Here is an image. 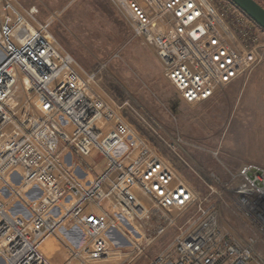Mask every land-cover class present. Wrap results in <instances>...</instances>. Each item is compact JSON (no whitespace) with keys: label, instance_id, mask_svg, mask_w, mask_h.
Instances as JSON below:
<instances>
[{"label":"built area","instance_id":"obj_1","mask_svg":"<svg viewBox=\"0 0 264 264\" xmlns=\"http://www.w3.org/2000/svg\"><path fill=\"white\" fill-rule=\"evenodd\" d=\"M112 2L188 105L246 81L264 60V30L230 0ZM50 28L37 6L0 0V264H54L41 248L63 230L82 239L65 242L62 264H135L170 230L150 264H264L257 235L221 228L219 178L203 181L207 195L192 186ZM231 180L235 205L264 237V168L245 164Z\"/></svg>","mask_w":264,"mask_h":264},{"label":"rangeland","instance_id":"obj_2","mask_svg":"<svg viewBox=\"0 0 264 264\" xmlns=\"http://www.w3.org/2000/svg\"><path fill=\"white\" fill-rule=\"evenodd\" d=\"M256 1L264 7V0ZM19 2L39 8L41 20L51 22L54 37L86 71H100L97 83L105 98L128 104L126 118L192 186L207 195L203 181L214 185L210 175L219 178L211 199L220 212L221 228L234 237L257 235L264 258L263 235L227 190L231 174L243 165L264 168V60L246 81L235 82L206 102L188 105L163 77L154 51L134 35L127 16L112 0ZM259 41L264 43L263 37ZM177 137L182 143L173 151L166 143ZM93 158L102 162L101 156ZM61 232L69 242L82 239L77 232ZM174 233L170 230L135 264H150ZM110 236L115 245L128 246L116 231ZM64 244L58 236L51 237L42 250L53 263L62 264L67 258Z\"/></svg>","mask_w":264,"mask_h":264},{"label":"water","instance_id":"obj_3","mask_svg":"<svg viewBox=\"0 0 264 264\" xmlns=\"http://www.w3.org/2000/svg\"><path fill=\"white\" fill-rule=\"evenodd\" d=\"M264 30V7L256 0H230Z\"/></svg>","mask_w":264,"mask_h":264},{"label":"crops","instance_id":"obj_4","mask_svg":"<svg viewBox=\"0 0 264 264\" xmlns=\"http://www.w3.org/2000/svg\"><path fill=\"white\" fill-rule=\"evenodd\" d=\"M261 37H263V39H264V34H261V35H260V38H261ZM65 234H66V233H65ZM57 236H58V239H59L61 242L64 241V240H65V242H69V241L67 240L66 236H65L62 232H59V234H57ZM57 236H56V237H57ZM48 240H49V239H48ZM48 240H47V241H48ZM47 241H46V242H47ZM46 242H45V243H46ZM45 243H44V244H45ZM42 248H43V246H42ZM42 248H41V250H42ZM42 252H43V250H42ZM43 253H44V252H43ZM44 255H45V253H44ZM45 256H46V255H45ZM49 260H50V259H49ZM61 260H62V256H61L60 258H57V262H61ZM50 261H51V260H50ZM54 264H55V263H54ZM58 264H60V263H58Z\"/></svg>","mask_w":264,"mask_h":264},{"label":"bare ground","instance_id":"obj_5","mask_svg":"<svg viewBox=\"0 0 264 264\" xmlns=\"http://www.w3.org/2000/svg\"><path fill=\"white\" fill-rule=\"evenodd\" d=\"M60 232H61V231H60ZM50 238H51V237H50ZM48 239H49V238H48ZM48 239H46L45 242H46ZM45 242H44V243H45ZM44 243H43V245H44ZM43 245H42V246H43Z\"/></svg>","mask_w":264,"mask_h":264}]
</instances>
